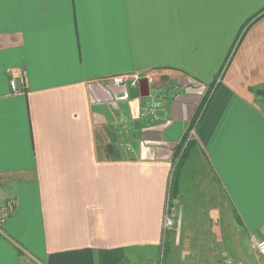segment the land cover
Here are the masks:
<instances>
[{
  "label": "crops",
  "instance_id": "obj_1",
  "mask_svg": "<svg viewBox=\"0 0 264 264\" xmlns=\"http://www.w3.org/2000/svg\"><path fill=\"white\" fill-rule=\"evenodd\" d=\"M263 10L264 0H0V206L17 202L0 264H160L167 246L171 264H221L226 199L253 250L264 238V97L251 90L264 87V15L247 24ZM141 72L165 85L132 97L112 82ZM189 141L186 163L201 156L217 191L203 171L200 192L197 173L178 166L172 181Z\"/></svg>",
  "mask_w": 264,
  "mask_h": 264
},
{
  "label": "rangeland",
  "instance_id": "obj_2",
  "mask_svg": "<svg viewBox=\"0 0 264 264\" xmlns=\"http://www.w3.org/2000/svg\"><path fill=\"white\" fill-rule=\"evenodd\" d=\"M229 59H230V55L228 56L227 61L225 62L224 68L226 67V64L228 63ZM224 68H221V70L219 71V73H218L219 78H221ZM132 90H133L132 97H135V96L140 97L141 94H140V88L138 85H137L136 89H132ZM203 93H205V92H203ZM190 130H191V128L189 129V131ZM187 151L189 152L190 148ZM187 159H188L187 156L183 157V159L181 160V163H179V169H178L177 174L178 173L179 174H186L189 177L190 175L197 173L196 174L197 179L193 183L192 187L197 192H200L203 188H202V182L199 183V180H201V179L199 178L200 174L198 172L199 171L200 172L201 171L206 172L207 174H209V178L204 179V181H203L204 185L207 184L208 188L210 190L217 191L216 186H215V179H214V177H212V175L208 169L207 163L202 160L201 156L194 157L192 159L190 158V160L186 163ZM174 173H175V171L173 172V175H172V181L174 179V175H176ZM190 187H191V184L189 185L187 183L186 188H190ZM212 199L216 201V198L214 196ZM224 214H223V220H220V222H219L220 229H221L219 236L223 238L225 243L222 246H217V247L213 248V249H215V256L219 257V259H220L221 251L226 250L235 259L236 264H258V262H259V264H264V258L261 257V255H259L255 249L252 250V247H250L245 229L240 225L239 221L236 220L237 215H235L234 209L231 207L228 199H226V211ZM180 215H181V213H180ZM170 216H171V219H175L173 212L170 214ZM224 216H225V218H224ZM183 224H184V220H183ZM177 225L178 224H176V227H175V221H174V227L173 228H175V230L177 229V227H179V225L178 226ZM181 226H182V224H181ZM181 226H180V228H181ZM173 228H170V229H173ZM170 229L168 231H171ZM220 229H219V231H220ZM175 230H173L172 232L167 231L168 235L167 234L166 235L169 237V239H170L171 235L173 237L175 236V233H176ZM221 233H222V235H221ZM211 235H212V233H211ZM233 243H236V244L233 245ZM204 248H206V247H204ZM167 253H168V246L163 251V256H162L160 264H171L169 262V255H167ZM257 260H259V261H257ZM220 263H221V260H220Z\"/></svg>",
  "mask_w": 264,
  "mask_h": 264
},
{
  "label": "built area",
  "instance_id": "obj_3",
  "mask_svg": "<svg viewBox=\"0 0 264 264\" xmlns=\"http://www.w3.org/2000/svg\"><path fill=\"white\" fill-rule=\"evenodd\" d=\"M143 78H147L148 83H149V94L147 96L154 95V93L159 88H161L162 85H165L164 83L161 82V80L158 77H156L154 74H151V73H142V74L138 73V74L132 75L130 77H128V76L127 77H123V76L121 77L120 76V77L114 78L112 82L113 83H125L130 89H136L137 85L139 86V81ZM20 83L21 84L24 83V78H21L19 80L18 79H11L10 80V86H11V89L13 92L19 93L22 91ZM171 85H172V83H171ZM196 85L203 88V91H204V87H202V85H200L199 83H197ZM211 90H212V92L210 95H212L214 89H211ZM128 94H129V92L127 91V93H125V95L123 97H127ZM207 94H205V96ZM147 96H141V97H147ZM123 97H119V99H121V98L123 99ZM208 101H209V97H208L207 102L205 103V105L203 107L202 113L204 112V109L206 108ZM202 113H201V115H202ZM201 115H200L199 119L197 120L196 124L194 126H192L191 130L189 131V139L192 138V136L196 133V125H197L198 121L200 120ZM141 116H142V111L140 113L139 119L141 118ZM142 120L143 119L141 118L140 121L142 122ZM166 121H168V120L166 119ZM127 123H128V121H127L126 117L118 116L116 118L115 126L117 129L122 128V129L126 130ZM144 124H147V122L145 121ZM16 207H17V202H16V199L13 197H9L6 200L4 207L0 206V229H1V225L4 222V220L15 211ZM172 210L173 209L170 207V192H169L168 204H167L166 214H165V219H164V233H165L164 235L165 236L167 234V231L174 226V219H171V216H170V214L172 213ZM254 249L256 250V252L259 255L264 257V238L254 242ZM220 260H221V264H236L235 259L226 250L221 251ZM33 264H42V263L35 262Z\"/></svg>",
  "mask_w": 264,
  "mask_h": 264
},
{
  "label": "trees",
  "instance_id": "obj_4",
  "mask_svg": "<svg viewBox=\"0 0 264 264\" xmlns=\"http://www.w3.org/2000/svg\"><path fill=\"white\" fill-rule=\"evenodd\" d=\"M263 15H264V10L261 11L259 14H257L255 17H253V18L249 21V23L247 24V27L250 26V25H252L255 21H257V20H258L261 16H263ZM247 27L245 28V30L247 29ZM251 90H252L257 96H263V97H264V87H253ZM211 92H212V90L210 89L209 92H208V94L203 98V100H202V102H201L199 108L196 110L195 115H194V117H193L192 126H194V125L196 124L197 120L199 119V117H200V115H201V113H202L203 107H204L205 103L207 102L208 97H209V99H210V96H211L210 94H211ZM208 95H209V96H208ZM263 105H264V103H263ZM192 126H191V128H192ZM191 142H192V141H189V142L186 144V147H184V149H183V153H182V155L180 156L179 163L181 162V160H182V158H183V156H184L186 150L189 148V145H190ZM179 163H178V164L176 165V167H175V172H176L177 167L179 166Z\"/></svg>",
  "mask_w": 264,
  "mask_h": 264
},
{
  "label": "water",
  "instance_id": "obj_5",
  "mask_svg": "<svg viewBox=\"0 0 264 264\" xmlns=\"http://www.w3.org/2000/svg\"><path fill=\"white\" fill-rule=\"evenodd\" d=\"M139 88L141 96H147L149 94V83L147 78H143L139 81Z\"/></svg>",
  "mask_w": 264,
  "mask_h": 264
}]
</instances>
